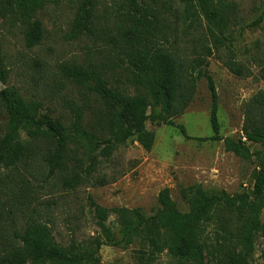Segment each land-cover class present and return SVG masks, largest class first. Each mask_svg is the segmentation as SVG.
I'll list each match as a JSON object with an SVG mask.
<instances>
[{
    "label": "rangeland",
    "instance_id": "rangeland-1",
    "mask_svg": "<svg viewBox=\"0 0 264 264\" xmlns=\"http://www.w3.org/2000/svg\"><path fill=\"white\" fill-rule=\"evenodd\" d=\"M226 1L234 6L235 18L224 32L219 48L213 46L202 16L189 10L185 0H142V3L155 10L164 26L167 40L160 45L185 64L190 65L198 56L206 59L207 66L196 68L193 74L201 70L212 77L219 98V132L224 137L236 138L242 133L243 104L258 91H264V79L260 77L264 66V21L256 27L250 26L264 8V0ZM74 11V5L67 2L47 4L39 9L36 18L42 24L43 37L30 48L24 43L22 28L0 17V73H5V81L0 80V90L13 88L23 99L38 101L41 112L60 119L66 126L71 121L70 104L83 109L86 124L94 120L99 102L92 92L61 75L63 64L96 65L109 86L124 89L130 95L135 93L128 83L127 62L121 60L124 58L114 44L86 36L76 40L66 37ZM124 11L123 0H99L97 28L118 37L126 26ZM205 45L211 48L212 55L207 56ZM226 47L250 71V76H235L226 68ZM210 104L206 79L201 77L185 113L174 119L185 127L189 139L175 127L148 121L147 129L154 132V143L149 151L142 148L135 137H130L108 158L100 154L102 146L93 152L79 145L72 146L76 160L70 155L65 169L53 175L41 159L21 164L13 171L1 170L0 235L12 237L14 231L34 220L46 223L55 240L63 246L71 242L86 245L99 235L91 200L106 209L139 208L150 215L159 206L157 197L163 188H169L181 211H187V204L180 190L192 184H201L209 193L250 191L255 162L225 151L222 142L199 140L212 135ZM3 109L0 105V136L6 122ZM85 127L90 129L88 124ZM261 148L251 146L252 150ZM93 157H97V162L91 176L74 188L64 187L63 177L75 171L84 174ZM261 221L264 224V208ZM107 222L118 231L114 214ZM205 234L209 246L203 264H214L209 251L215 244V227L208 225ZM138 249L142 254L147 250L137 242L127 247L102 246L99 264H180L167 252L148 261ZM249 264H264V238L260 235L256 237Z\"/></svg>",
    "mask_w": 264,
    "mask_h": 264
},
{
    "label": "trees",
    "instance_id": "trees-1",
    "mask_svg": "<svg viewBox=\"0 0 264 264\" xmlns=\"http://www.w3.org/2000/svg\"><path fill=\"white\" fill-rule=\"evenodd\" d=\"M124 1L126 26L118 37L100 31L96 26V10L99 0H0V17L10 19L22 28L27 47L40 43L43 27L36 12L47 4L71 3L75 7L69 40L82 36L101 39L115 45L122 61L127 62L128 83L133 95L124 89L109 86L96 65L66 63L60 66L61 75L77 86L92 92L99 102L94 120L85 124L84 111L69 105L71 121L68 126L58 118L41 112V104L25 100L13 88L0 90V105L6 116L5 130L0 136V171L16 170L21 164L41 159L50 174L62 171L67 160L75 159L72 146H80L89 152L96 148L108 158L114 149L135 137L142 148L151 150L154 132L148 130L149 121L157 125L177 128L186 138L185 127L175 122V117L185 113L192 101L199 78L205 77L210 94L209 122L212 135L199 139L222 142L225 151L255 162L250 191L229 194L225 191L207 192L201 184H192L180 190L187 204V211L179 210L169 188H163L157 197L158 208L145 215L139 208L116 207L106 209L92 200L95 225L99 235L86 245L71 242L59 244L50 227L41 221H29L12 237H2L0 264H99L102 246L127 247L135 242L147 249L142 254L148 261L167 252L180 264H203L208 248L205 234L208 225L215 227V244L210 255L214 264H249L257 236L264 238L261 221L264 208V91H258L242 106L243 123L239 137L222 136L217 117L219 98L212 77L196 68L207 66L204 57L185 64L168 48L160 45L167 40V33L154 9L143 5L142 0ZM189 10L202 16L213 46L222 47L223 34L234 20V6L226 0H185ZM264 21V8L251 27ZM207 56L211 48L205 45ZM224 65L239 77L250 76L229 47ZM2 50L0 47V62ZM260 77L264 79V66ZM5 81V73H0ZM90 127L86 128L85 125ZM104 133V134H103ZM252 145L261 149L252 150ZM97 157H93L84 174L74 172L63 177L66 188H74L94 172ZM82 163V159H81ZM114 214L119 229L115 232L108 225V217ZM141 256V258L143 259Z\"/></svg>",
    "mask_w": 264,
    "mask_h": 264
}]
</instances>
